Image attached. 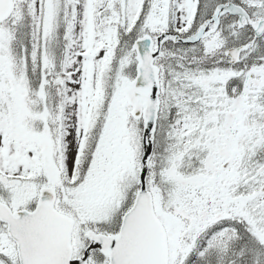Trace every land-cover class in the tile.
<instances>
[{"label": "snow or ice", "instance_id": "6c2138e0", "mask_svg": "<svg viewBox=\"0 0 264 264\" xmlns=\"http://www.w3.org/2000/svg\"><path fill=\"white\" fill-rule=\"evenodd\" d=\"M0 264H264V0H0Z\"/></svg>", "mask_w": 264, "mask_h": 264}]
</instances>
